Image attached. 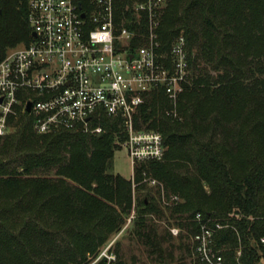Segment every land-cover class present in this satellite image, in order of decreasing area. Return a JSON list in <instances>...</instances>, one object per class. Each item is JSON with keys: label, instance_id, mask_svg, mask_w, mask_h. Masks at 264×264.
<instances>
[{"label": "trees", "instance_id": "1", "mask_svg": "<svg viewBox=\"0 0 264 264\" xmlns=\"http://www.w3.org/2000/svg\"><path fill=\"white\" fill-rule=\"evenodd\" d=\"M89 2L82 0L84 8ZM163 11L161 51L182 35L189 76L174 103L162 91L149 93L134 125L161 135L164 159L136 164L132 184L112 173L125 142L118 119L100 117L98 136L40 135L18 106L0 137V264H88L115 239L117 264H125L116 247L126 216L134 207V236L157 249L152 222L164 216L162 195L178 199L167 205L169 216L188 234L198 231L196 214L222 226L213 236L224 264H261L264 0H168ZM27 13L28 0H0V62L32 41ZM117 14L136 27L131 11ZM136 30L134 47L144 34ZM144 173L156 192L133 203V192L146 190Z\"/></svg>", "mask_w": 264, "mask_h": 264}, {"label": "built area", "instance_id": "2", "mask_svg": "<svg viewBox=\"0 0 264 264\" xmlns=\"http://www.w3.org/2000/svg\"><path fill=\"white\" fill-rule=\"evenodd\" d=\"M167 1L90 0L84 8L82 0H28L32 41L8 51L0 62V137L10 132L8 118L16 115L18 106L40 135L78 130L98 136L103 132L98 121L107 116L119 120L132 171L138 163L162 161L166 148L161 135L137 130L134 117L153 91H162L174 103L189 76L182 35L168 52L161 51L158 30ZM121 9L131 11L135 26L143 29L139 46L132 44L136 27L130 29L125 19L117 18L118 11L124 15ZM28 103L30 112L25 111ZM143 178L148 187L157 185L145 173ZM162 201L167 206L178 199L162 195ZM194 220L198 231L192 235V252L197 264H224L213 236L222 226L211 228L210 220L200 214ZM170 231L178 234L177 229ZM115 241L91 264H117Z\"/></svg>", "mask_w": 264, "mask_h": 264}, {"label": "rangeland", "instance_id": "3", "mask_svg": "<svg viewBox=\"0 0 264 264\" xmlns=\"http://www.w3.org/2000/svg\"><path fill=\"white\" fill-rule=\"evenodd\" d=\"M22 45L25 44H19L17 47ZM12 49H8L6 52ZM114 157L112 173L120 174L125 179L130 180L133 184L134 173L131 169L130 160L127 156L125 147L122 146L119 148V150L115 152ZM146 192L154 195L156 188L146 186V190L144 191L137 190L135 194L133 192V203L135 198L143 197ZM162 192L163 188L161 189V193ZM160 205L164 216L161 218L153 217L154 222H152V224L154 227L151 233L153 239L157 242V249L153 248L143 239L134 236L135 229L132 220L135 217V210L133 207L130 215L126 216V222L132 216L133 219L130 223H126V230L118 239L116 251L121 255L125 264H197L194 253L192 252L193 236L188 234L186 229H180L177 227L176 220H173L169 216L170 206L164 205L163 201H160ZM171 229H177L178 234L173 236L170 231ZM239 255L240 252L237 253V256ZM95 258L96 256H90L88 264H91ZM261 264H264V257L261 260Z\"/></svg>", "mask_w": 264, "mask_h": 264}, {"label": "water", "instance_id": "4", "mask_svg": "<svg viewBox=\"0 0 264 264\" xmlns=\"http://www.w3.org/2000/svg\"><path fill=\"white\" fill-rule=\"evenodd\" d=\"M82 17H84V14H82ZM33 35H35V34H33ZM0 103H1V100H0ZM25 111L30 112V104L29 103L27 104Z\"/></svg>", "mask_w": 264, "mask_h": 264}, {"label": "crops", "instance_id": "5", "mask_svg": "<svg viewBox=\"0 0 264 264\" xmlns=\"http://www.w3.org/2000/svg\"><path fill=\"white\" fill-rule=\"evenodd\" d=\"M173 236H176V235H173Z\"/></svg>", "mask_w": 264, "mask_h": 264}]
</instances>
